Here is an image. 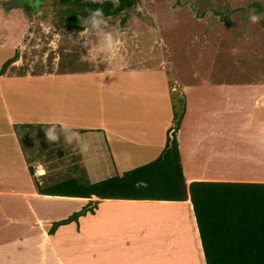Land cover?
I'll use <instances>...</instances> for the list:
<instances>
[{"label":"crops","instance_id":"0c3cea01","mask_svg":"<svg viewBox=\"0 0 264 264\" xmlns=\"http://www.w3.org/2000/svg\"><path fill=\"white\" fill-rule=\"evenodd\" d=\"M71 3L66 4L70 7ZM97 3L102 2L97 0ZM59 4L54 1L41 2L38 10L40 12L35 13V7L29 2L0 3V8L6 10H0V51L3 50V54L0 53V218L9 215L15 217L18 225L13 228L17 232L21 227L20 223H28L32 229H39L40 243L37 247L41 249V236L48 234L54 222L67 219L90 202H97L93 214L87 213L79 217L77 223L60 226L53 235H49L50 245L46 244L40 254L43 261L63 257L69 259L68 263L79 264L83 259V238L89 246V257L95 256L93 264H142L143 260L149 264H161L156 258L158 249L151 243L154 228L150 223L146 224L149 219L148 212L134 210V207L125 203L143 207L153 202L166 201L103 200L94 196L83 200L41 195L37 191L35 179L29 173V167H35L38 173L43 171L44 162L40 159H28L21 147L22 140L19 138L17 126L52 127V121L67 122V127L62 129L57 124L54 129L74 141L79 150L85 143L91 145L87 155L79 154L85 175L84 182L86 178L89 182V170L92 169L93 162L97 164L99 171L107 168V177L111 178L155 160L164 150L167 137H172L173 132H169V129L174 121V104L169 92L166 69L143 68V65L98 69L95 66H102L96 57L99 54L94 53L95 60H90L87 57L88 49L82 47L87 40L89 49L99 50L104 45L103 33L113 32L114 36L120 35L122 50L124 40L129 34L128 20L121 19L119 24L111 20L112 23H107V26L102 23L99 28L94 29L90 24H81L82 19L87 20L89 17L81 15L82 9L77 5L75 11L79 23L75 26L66 22L58 25L61 19L56 12ZM61 5L64 4L59 6ZM21 9L24 14L18 12ZM51 11L56 18L54 22L48 17ZM87 11L90 14L91 8L87 7ZM19 15L29 18L23 27L22 22L19 26L22 19ZM108 18L111 17L100 19ZM49 20L53 23L50 24ZM7 22L15 29L22 27L20 38L15 41L7 39L11 37L8 35L9 28L3 29ZM121 23L123 26H120ZM190 23L200 27L205 23L210 29L213 26V21L206 20H191ZM86 27L88 33L81 37L79 34L84 33ZM216 27H220V22ZM208 30L200 42L202 48L205 47L204 43L209 44ZM199 32L202 35V31ZM50 33L55 37L53 41L49 39ZM6 41L11 43L7 51L2 49L3 42ZM202 48L199 51H203ZM35 50H40L41 53L38 61H35ZM139 54L140 50L128 53L123 51L122 59L125 58L124 61L127 62ZM76 55L81 63L87 64L86 68L81 66L74 70L58 71L56 64L61 62V58H71L72 61ZM262 57L264 59V51ZM13 58L14 61L5 68V64ZM44 61H47L46 64ZM36 64H43L41 66L44 70L36 71V66H33ZM263 64L264 60L255 66L257 76H264ZM169 66L172 67V63L169 62ZM170 69L174 75L179 73L173 67ZM133 70L138 73L135 78L129 75ZM255 72L252 76H255ZM212 73L214 75V70ZM219 74L217 80L201 79L193 87L188 83H181L179 88L185 103L175 137L186 185L193 182L264 184V78L251 77L247 82H225ZM195 89L199 92H195ZM114 91L122 92L120 104L114 105L108 97L115 95ZM144 95L148 98H144ZM245 129L250 133H245ZM77 133L81 137L79 140L76 138ZM183 152H186L187 160L184 159ZM56 158L55 163L60 161ZM232 159L238 163L227 168L226 165ZM240 161L248 164L250 169ZM57 170L58 167L55 171ZM38 173L35 177L42 183V177L46 174L44 171L43 175ZM68 179L78 180L76 177ZM62 181L64 180L57 179L42 187H50ZM168 203L181 206L176 202ZM180 204L189 206L191 229L196 234L199 254L205 264L190 199ZM102 206L105 208L99 216L98 211ZM86 219L91 222L82 233V221ZM39 221L42 222L41 226ZM148 222H151L150 219ZM64 229L69 231L70 239L67 244L62 245L69 235L60 238V243H56L54 238ZM71 240L74 241V246L70 243ZM24 242V246L28 248L32 243L27 239ZM19 247L25 250L23 246ZM97 250H102V253Z\"/></svg>","mask_w":264,"mask_h":264},{"label":"rangeland","instance_id":"374dc122","mask_svg":"<svg viewBox=\"0 0 264 264\" xmlns=\"http://www.w3.org/2000/svg\"><path fill=\"white\" fill-rule=\"evenodd\" d=\"M11 1L15 3L29 2L32 4V7H35V13L40 12L38 10L41 2L48 1L52 3V1H54L55 4L63 3L57 0H0V3L6 4L11 3ZM132 2L133 5L131 7H126L119 14L105 19L107 23H112L111 20H114V22L119 24L124 17L125 20H128L129 24V34L124 40L125 43L122 50H120L122 52L119 53L117 61L113 63H120L123 65L121 69L140 67L141 65H143V68L159 67L166 69L169 78V92H171V99L174 104L173 110L177 115L183 113V103H185V101H183V94L179 90L181 83H188V85H192V87L197 86L201 79L203 81H208L210 79L217 80L219 78L217 76L218 73L222 75L221 79L225 82H247L252 79L251 77L257 79L259 77L261 79L264 78L262 75L257 76V72H255V66H258L261 62L263 63L264 60L262 57L264 51V18L255 24L251 23L248 19V13L250 11L254 14H264V0H132ZM63 4L64 5L61 6L57 5L58 9L56 12L59 13V18H61L58 21V25L66 22L71 26H75L79 23V17L76 15L77 12L75 11L79 3L73 0L70 7L66 3ZM115 5L117 4L115 3ZM138 6L140 10H137ZM0 10L2 12L6 11L4 8H0ZM85 11L89 15L87 8ZM18 12L24 14L22 9ZM48 12H50V10ZM53 13L54 12L51 11L48 17L54 22L56 18L53 16ZM80 14L85 15L84 10H82ZM18 17H20V19L22 18L19 22V26L21 22L22 27L24 24H27V19L29 18L24 15H19ZM50 20L49 22L52 24L53 22ZM191 20L213 21V26L211 29L207 27L205 23L202 27L198 24L192 26L190 23ZM9 22L4 24L3 29L5 27L9 28L8 35H11V37L7 39L15 41L20 38L22 27L21 29L19 28V30L18 28L15 29ZM219 22L220 27H216V24ZM122 24L123 23H121L120 26H123ZM200 30L202 31V35H200ZM207 30L209 32V44L204 43L205 47L202 48V43L200 42H202V38ZM51 31L54 32L52 29ZM1 33L2 31L0 34ZM52 34L53 33L49 34L50 41L55 39ZM4 37L3 35V38ZM10 44L11 43L7 41L3 42L4 48L2 49L7 51ZM199 48H202L203 51H199ZM135 50H140L139 56L132 59L130 58L127 62L124 61L125 58L124 60L121 59L123 51L128 53V51ZM53 51H55V49H53ZM94 52L99 54L96 57L99 60L98 62L102 65L95 66L96 68L113 69L105 62L109 55L107 51H101V49H99ZM0 53L3 54V50L0 51ZM34 54L35 61H38L41 57L40 50H35ZM77 58V55L72 61L71 58H61V62L56 64L58 71H61V69L74 70L81 66L86 68L87 64L81 63ZM44 62L46 64L47 61ZM169 62L172 63L173 68L179 70L177 75L172 74L170 69L172 67L169 66ZM255 63L257 65H255ZM41 65L36 64L33 66H36V71L39 70L40 72L44 70V67ZM47 67H45L46 71ZM87 67L89 68L91 65ZM212 70H214V75H212ZM254 72L255 76H252ZM195 73L197 75H195ZM165 84L167 86V81ZM196 91L198 90L195 89V92ZM113 93H115V95L108 97L112 100L114 105L120 104L122 92L114 91ZM144 98L148 97L144 95ZM178 127L174 119L171 128L172 130H178ZM45 128L47 127H16L19 138L22 140L21 147L22 149L24 148L23 151L25 150L28 159H40L44 162L43 171L46 175L42 177L44 180L41 179L43 183L41 186H45L49 182L56 181L57 179L67 180L71 177H76L81 182L85 180V175L82 171L81 157H79V149L75 142L72 141L68 143V138L62 135L59 130L54 129L53 135L59 137V143L53 142L50 144L45 136ZM247 131V129L244 130L245 133ZM248 132L250 133V131ZM183 154L184 159L187 160L186 152H183ZM55 157L60 161L55 163ZM233 163L237 164L238 162L232 159L226 167L229 168ZM242 163L247 165L248 169H250L248 164ZM56 167H58L59 170L55 171ZM32 168L33 175L31 174V176L35 179L36 184H42L39 183L35 177V174L38 173L35 167ZM43 171L41 170L38 175H43ZM196 172H198V170H196ZM55 174H57V179ZM96 174H98L97 176L99 178H97ZM107 175V168L99 171L97 164L93 162L92 169L89 170V182L86 178V183L93 184L99 182L98 179H100V181L107 179ZM96 178L97 181H94ZM60 201L68 200L61 199ZM82 202H80V204ZM85 204H87V202ZM125 204L134 207V210L148 212L147 216H149L151 222H148V219L146 220V224L150 223L154 228L151 233V243L158 249L156 258L159 263L203 264V259L201 258V254H199L200 250L198 248L196 234H194L195 232L193 233V228L191 229L192 220L190 219V211H188L189 206L180 203L178 204L181 206H176L172 203H152L147 206L143 205V207L130 205L132 203ZM104 208L105 207L102 206L98 211L99 216L103 214ZM16 221V218L10 215L6 216V218H0V264H72L68 263L69 259H64L63 257H53L43 261L40 254H42L41 250L46 244L50 245L49 234H42L41 249H38V244L40 243L39 229H32L29 227L30 224L28 223H20L21 227L17 232L13 228L18 225ZM20 221L21 220H19V222ZM82 222H84L82 229L83 233L87 230V224L91 221L90 219H86ZM38 224L41 226L42 222L39 221ZM25 225H27L26 227H28V229L25 228ZM31 229L32 231H30ZM68 232L69 231L66 229L60 231L54 238L56 239V243H60V238L68 236ZM25 239L32 242L29 248L24 246L26 245L24 242ZM69 239L70 235L65 238L62 245L67 244ZM81 241H83L82 244L84 245L81 251L83 259L79 264H93L95 256L93 258L89 257V246H87L86 239L81 238ZM70 243L73 246L75 245L73 240H71ZM19 246H23L25 250H22ZM97 251L102 253V250ZM155 263H157V261H155ZM142 264H149V262L143 260Z\"/></svg>","mask_w":264,"mask_h":264},{"label":"trees","instance_id":"16d2710c","mask_svg":"<svg viewBox=\"0 0 264 264\" xmlns=\"http://www.w3.org/2000/svg\"><path fill=\"white\" fill-rule=\"evenodd\" d=\"M58 1L71 3V0ZM74 1L84 10V17L88 16L87 7L91 12L102 8V18H107L133 5L132 0H118L117 5L109 0L102 3ZM13 61L14 58L8 61L5 68ZM173 117L178 127L183 113L174 112ZM176 131L174 129L172 137H167L164 150L155 160L121 176L93 184L75 179L46 188L36 184L37 191L41 195L75 199L94 196L103 200L166 201L161 203H184L190 199L205 264H264V184L193 182L187 186ZM28 170L33 175V169ZM96 204L90 202L67 219L54 222L48 234L53 235L60 226L77 223L78 218L87 213L93 214Z\"/></svg>","mask_w":264,"mask_h":264},{"label":"clouds","instance_id":"9594fccd","mask_svg":"<svg viewBox=\"0 0 264 264\" xmlns=\"http://www.w3.org/2000/svg\"><path fill=\"white\" fill-rule=\"evenodd\" d=\"M93 2H97V0H93ZM100 2H103V0H100ZM117 2H118V0H114V3H117ZM137 10H140L139 6H138ZM103 16H104V13H103L102 8L95 9L88 15L89 19H87V20L82 19L81 20L82 21L81 24L82 25L90 24L91 27L94 29L99 28L102 23L105 26H107V21L100 19ZM262 18H264V14H254L251 11L248 13V19L253 24L258 23ZM87 33H88V28L86 27L85 32L80 33L79 35L81 37H83V36L87 35ZM103 40H104V45L101 48V51L106 50L109 53L105 62L109 65L110 68L121 69V67L123 65H121L120 63H113V62L117 61V57H118L120 50H121L120 35L114 36L113 32H105V33H103ZM82 47L85 49H88L87 57L90 60H95V55H94L95 52L93 49L88 48V41L87 40L84 41V43L82 44ZM121 59H122V57H121ZM129 75L131 77L135 78L138 75V73L135 70H133L132 72L129 73ZM50 124L52 125V127H47L44 129L46 139L50 144L53 142L58 144L59 143V137L53 135V130L57 124H59L62 129L67 127V122L52 121V122H50ZM76 138H77V140H79L81 138L79 133L76 134ZM67 142L71 143L72 141H71V139H68ZM90 150H91L90 143H85L80 147L79 153L81 155H87Z\"/></svg>","mask_w":264,"mask_h":264},{"label":"bare ground","instance_id":"6f19581e","mask_svg":"<svg viewBox=\"0 0 264 264\" xmlns=\"http://www.w3.org/2000/svg\"><path fill=\"white\" fill-rule=\"evenodd\" d=\"M57 198V197H56ZM61 198V197H60ZM64 199V198H63ZM61 200V199H60ZM69 200V199H68ZM83 200H88V199H83ZM189 204V203H188Z\"/></svg>","mask_w":264,"mask_h":264}]
</instances>
